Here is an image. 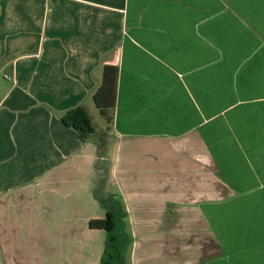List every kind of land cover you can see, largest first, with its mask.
Instances as JSON below:
<instances>
[{"label": "crops", "instance_id": "obj_1", "mask_svg": "<svg viewBox=\"0 0 264 264\" xmlns=\"http://www.w3.org/2000/svg\"><path fill=\"white\" fill-rule=\"evenodd\" d=\"M108 210L121 264H264V0H0V264H100Z\"/></svg>", "mask_w": 264, "mask_h": 264}, {"label": "trees", "instance_id": "obj_2", "mask_svg": "<svg viewBox=\"0 0 264 264\" xmlns=\"http://www.w3.org/2000/svg\"><path fill=\"white\" fill-rule=\"evenodd\" d=\"M118 67L115 64H105L102 67L101 81L94 90L93 103L106 123V128H111L114 119V108L116 103ZM62 122L74 129L84 138L95 136V128L90 120L86 109L76 106L68 109L61 116ZM119 215L117 211L106 212L103 218H94L88 221V226L93 229H103L107 233L105 249L100 264H121L111 258L118 247L119 238L115 234Z\"/></svg>", "mask_w": 264, "mask_h": 264}, {"label": "rangeland", "instance_id": "obj_3", "mask_svg": "<svg viewBox=\"0 0 264 264\" xmlns=\"http://www.w3.org/2000/svg\"><path fill=\"white\" fill-rule=\"evenodd\" d=\"M94 107H95V105H94ZM96 108V107H95ZM94 109V108H93ZM92 111H94L93 113H92V118H93V123H94V126H95V128H97V132L99 133V131H100V128L103 126V127H106V123H105V121L103 120V118L99 115V113H98V111H97V109L95 110H92ZM109 129H107L106 128V131H108ZM94 136H92V138H93ZM96 137V136H95ZM107 137V136H106ZM104 232H105V230H104ZM105 234H106V236H107V233L105 232ZM126 254V252H125V249H123V254L122 255H125ZM125 262V261H124Z\"/></svg>", "mask_w": 264, "mask_h": 264}]
</instances>
